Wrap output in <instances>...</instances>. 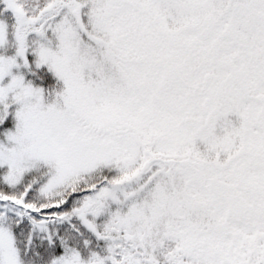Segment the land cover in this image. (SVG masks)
<instances>
[{"label":"snow or ice","instance_id":"1","mask_svg":"<svg viewBox=\"0 0 264 264\" xmlns=\"http://www.w3.org/2000/svg\"><path fill=\"white\" fill-rule=\"evenodd\" d=\"M0 264H264V0H0Z\"/></svg>","mask_w":264,"mask_h":264}]
</instances>
